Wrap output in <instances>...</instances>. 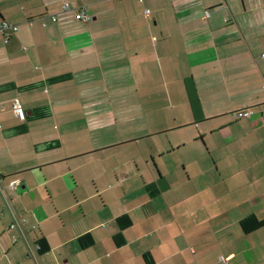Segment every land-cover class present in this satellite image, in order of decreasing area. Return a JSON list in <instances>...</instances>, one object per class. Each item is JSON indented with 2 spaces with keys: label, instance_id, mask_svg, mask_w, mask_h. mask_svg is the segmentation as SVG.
Wrapping results in <instances>:
<instances>
[{
  "label": "crops",
  "instance_id": "obj_1",
  "mask_svg": "<svg viewBox=\"0 0 264 264\" xmlns=\"http://www.w3.org/2000/svg\"><path fill=\"white\" fill-rule=\"evenodd\" d=\"M3 21L0 264H264V0H0Z\"/></svg>",
  "mask_w": 264,
  "mask_h": 264
},
{
  "label": "built area",
  "instance_id": "obj_2",
  "mask_svg": "<svg viewBox=\"0 0 264 264\" xmlns=\"http://www.w3.org/2000/svg\"><path fill=\"white\" fill-rule=\"evenodd\" d=\"M140 1H142V0H140ZM69 11H75L76 12V18H77L78 21H80V22H87L88 21V16L86 15V10L85 9L76 8L73 4H70V3H67V2L63 3L62 12H69ZM150 13L151 12L149 10L145 11V15L147 17L150 16ZM206 17L207 18L209 17V13L206 14ZM52 20L54 22H56L57 18L56 17H52ZM6 31H11V32L15 33V32L18 31V27L3 21V22L0 23V32L5 33ZM10 39H11V35H9V34L6 35L5 42L8 43L10 41ZM12 107H13V111H14L15 115L17 116V118L20 121H25V118H26L25 111L22 108V106L20 104V101L18 99L13 100ZM250 115H251V111H245L243 113H240L237 118L238 119L239 118H249ZM9 187H10L11 190H15L16 189V184L13 183ZM222 261H225V259L223 258Z\"/></svg>",
  "mask_w": 264,
  "mask_h": 264
}]
</instances>
